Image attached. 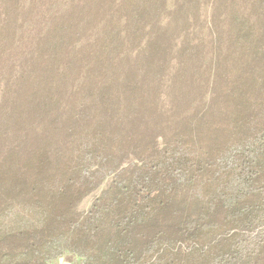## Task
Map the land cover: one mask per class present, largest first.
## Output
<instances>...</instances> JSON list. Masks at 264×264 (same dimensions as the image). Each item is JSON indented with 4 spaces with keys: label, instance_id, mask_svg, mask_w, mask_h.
Wrapping results in <instances>:
<instances>
[{
    "label": "trees",
    "instance_id": "trees-1",
    "mask_svg": "<svg viewBox=\"0 0 264 264\" xmlns=\"http://www.w3.org/2000/svg\"><path fill=\"white\" fill-rule=\"evenodd\" d=\"M62 262L264 264V0H0V264Z\"/></svg>",
    "mask_w": 264,
    "mask_h": 264
},
{
    "label": "rangeland",
    "instance_id": "rangeland-1",
    "mask_svg": "<svg viewBox=\"0 0 264 264\" xmlns=\"http://www.w3.org/2000/svg\"><path fill=\"white\" fill-rule=\"evenodd\" d=\"M101 188H102V186H101ZM101 188L97 192H95V194L88 196L83 202H81V204L79 205V208L83 211H87L91 201L93 200L95 195L99 194V191L101 190ZM61 264H67V263L62 262Z\"/></svg>",
    "mask_w": 264,
    "mask_h": 264
}]
</instances>
